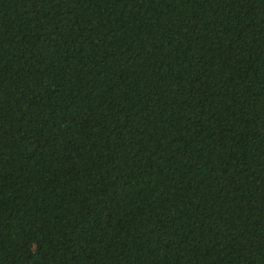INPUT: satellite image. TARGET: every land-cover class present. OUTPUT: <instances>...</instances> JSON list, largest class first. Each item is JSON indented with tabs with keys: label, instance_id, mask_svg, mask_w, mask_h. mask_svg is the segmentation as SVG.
Masks as SVG:
<instances>
[{
	"label": "trees",
	"instance_id": "trees-1",
	"mask_svg": "<svg viewBox=\"0 0 264 264\" xmlns=\"http://www.w3.org/2000/svg\"><path fill=\"white\" fill-rule=\"evenodd\" d=\"M0 264H264V0H0Z\"/></svg>",
	"mask_w": 264,
	"mask_h": 264
}]
</instances>
